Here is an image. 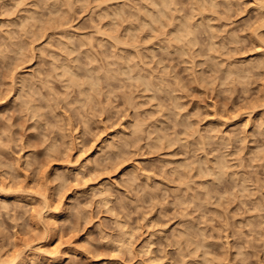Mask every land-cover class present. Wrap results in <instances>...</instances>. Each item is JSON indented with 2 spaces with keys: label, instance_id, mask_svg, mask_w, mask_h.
<instances>
[{
  "label": "rangeland",
  "instance_id": "obj_1",
  "mask_svg": "<svg viewBox=\"0 0 264 264\" xmlns=\"http://www.w3.org/2000/svg\"><path fill=\"white\" fill-rule=\"evenodd\" d=\"M178 1L195 42L176 12L143 22L152 0H0L2 264L27 242L61 249L36 264H264L263 0ZM19 188L64 205L54 229Z\"/></svg>",
  "mask_w": 264,
  "mask_h": 264
},
{
  "label": "bare ground",
  "instance_id": "obj_2",
  "mask_svg": "<svg viewBox=\"0 0 264 264\" xmlns=\"http://www.w3.org/2000/svg\"><path fill=\"white\" fill-rule=\"evenodd\" d=\"M259 1H261V0H259ZM258 3L260 5H262V6H260L261 8L262 7L264 8V0L262 2H258ZM143 8H145V7H143ZM146 9H147V13L145 15L146 18H144L143 22H145L146 24H148L152 28H155L154 27L155 26L154 23H162V24L166 23L168 17H172L171 16L172 12H176V16L173 17L174 23L176 21V24H175V27L171 30L173 38L174 39H179V40L187 38L190 42H195V40H196L195 23L193 22V20L191 21L189 18L184 17L185 14L182 15L181 8L179 6V1L178 0H152L151 5L150 6H146ZM178 19H180V20L177 21ZM115 39L118 42L117 38H115ZM91 41H92V39H91ZM89 42H90V40H89ZM68 45H71V44L69 43ZM67 48H69V47H67ZM70 50L72 52L74 51L72 49H70ZM67 51H68V54L71 55V53H69L68 49H67ZM75 60L76 59L74 57L70 58V59H68L66 57L65 60H63L60 63L59 67H62V70H63L62 73H61V76L64 77V82H65V84L67 86H72V85L79 86L81 94H86V96H87V93H86V89H87V91H89L88 98H90L91 95H92L91 96V98H92V97H94V93L93 92H95L96 88H97V87L96 88L93 87V89H92V85L95 86V84H94V82H95L94 80L95 79L93 80V78H92L91 80H89V79L87 80V78H86L85 81H83V79L81 81L79 79V76H80L79 75V70H80V68L76 64ZM129 66H130V64H129ZM131 72L133 74V70ZM137 76H139V75L137 74ZM134 77H135V75H134ZM97 84H98V82H97ZM87 85H88V87L90 86L91 89L90 88L88 89ZM91 91H92V93H91ZM113 146H114V143L111 142V140H109L108 144L105 145L104 147L100 148V150H95L97 148V146H91V147H85V148L82 147L80 149L81 152L78 153V157L75 160H73V159L69 158L70 156L68 155V158L62 164L61 168L64 169V170H68V169H83L87 165H89L90 163L93 162V159H94L96 153H99V152L105 150L107 147L108 148H113ZM100 147H101V145H100ZM223 164H224L223 162H222V166L219 164L221 167L218 165V171H219V167L221 169L220 172L223 171V166H224ZM102 183H104V182H102ZM4 187H5V185L2 186V184H0V194L3 191H4V193L6 192L5 194H8L10 189H8V187H7L6 188L7 191H8L7 192V191H5L6 189ZM98 187L100 188V187H102V185L95 184L94 188H98ZM19 189H17V190L18 191L27 190L25 188H22L20 190ZM27 192H28L27 195L33 194V193L36 196L40 195V202H41V205L43 207H39V209H37L36 207H33V211H35V213L37 212V214L39 215L38 216L36 214L37 217H39L38 219L43 221V224L45 226L47 225L49 227V230L54 229L55 222H56V220H58V217L60 215V211H61L62 208H64V205L63 204H61L60 206L59 205L58 206L55 205L54 200L51 197L50 192H46L45 191L44 193H42L40 191H30V193H29V190H27ZM99 192H100L101 195H104L105 197L108 196V193L104 192V190H102V189L99 190ZM7 196H5V197H7ZM5 197H4V200H2V198H1V201H6ZM30 197H31V195H30ZM30 199H33V198H30ZM3 203H6V202H3ZM130 238L131 237H129L128 239H130ZM128 239H125V240L128 241ZM125 240H124V242H125ZM130 240H129V243H130ZM125 243H127V242H125ZM131 244H132V242L129 244V246L127 244L126 245H127V247H130ZM49 245H48L49 246V248H48V247H46L47 245H45V247H44L42 244H35V243L27 242L25 248L18 249V250H16L13 253L14 256H12L11 259L9 260L10 261L9 264H11V263L12 264H36V261L38 259H40L42 257H45V256H46V258L49 255H51L53 257L54 256L55 257H59L58 255H61V254H59L61 249L60 248H56V247H53V248H55V249H53L51 247V246H53L52 242ZM130 249H131V247H130ZM4 255H5L4 252L1 251L0 252V263L1 262L4 263V261H3V259L5 258Z\"/></svg>",
  "mask_w": 264,
  "mask_h": 264
}]
</instances>
